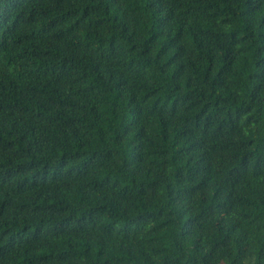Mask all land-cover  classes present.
<instances>
[{"label": "trees", "instance_id": "16d2710c", "mask_svg": "<svg viewBox=\"0 0 264 264\" xmlns=\"http://www.w3.org/2000/svg\"><path fill=\"white\" fill-rule=\"evenodd\" d=\"M0 264H264V0H0Z\"/></svg>", "mask_w": 264, "mask_h": 264}]
</instances>
